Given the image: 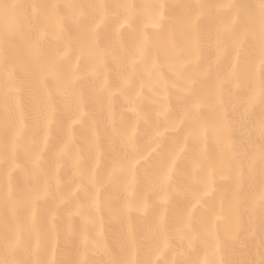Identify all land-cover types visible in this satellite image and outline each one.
<instances>
[{"label":"snow or ice","instance_id":"6c2138e0","mask_svg":"<svg viewBox=\"0 0 264 264\" xmlns=\"http://www.w3.org/2000/svg\"><path fill=\"white\" fill-rule=\"evenodd\" d=\"M0 264H264V0H0Z\"/></svg>","mask_w":264,"mask_h":264}]
</instances>
